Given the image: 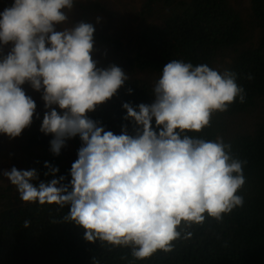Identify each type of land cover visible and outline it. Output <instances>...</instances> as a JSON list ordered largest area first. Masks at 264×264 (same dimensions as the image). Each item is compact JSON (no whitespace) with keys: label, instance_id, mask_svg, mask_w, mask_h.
<instances>
[{"label":"clouds","instance_id":"clouds-1","mask_svg":"<svg viewBox=\"0 0 264 264\" xmlns=\"http://www.w3.org/2000/svg\"><path fill=\"white\" fill-rule=\"evenodd\" d=\"M74 4L12 0L0 11V134L19 137L39 118L23 87L28 84L41 94L45 111L39 131L51 134L52 155L79 137L71 178L57 176L59 167L48 161L43 175L51 179H41L36 168L15 166L0 170V177L27 204L67 207L62 221L83 229L90 243L128 247L136 260L157 249L170 251L182 222L201 223L205 213L221 220L243 206L239 190L246 161L233 157L231 145L220 137L206 140L189 133L209 126L213 112L245 103L246 91L233 70L171 59L153 82L151 103L121 104L132 133L127 125H121L120 134L105 130L88 113L130 78L114 63L99 66L92 55L94 24L69 23ZM30 224L25 220L23 227Z\"/></svg>","mask_w":264,"mask_h":264},{"label":"trees","instance_id":"trees-1","mask_svg":"<svg viewBox=\"0 0 264 264\" xmlns=\"http://www.w3.org/2000/svg\"><path fill=\"white\" fill-rule=\"evenodd\" d=\"M128 2L138 21L125 35L104 30L96 22V17L102 19L109 11L105 0H75L69 13V23L83 20L94 24L92 55L99 56V66L114 63L130 78L114 97L88 115L100 120L105 130L120 134L121 125H127L131 134L133 126L123 120L126 110L121 104L151 103L153 82L167 61L183 59L235 71L237 83L246 91V102L213 112L209 126L189 135L206 140L220 137L231 145L233 157L246 161L245 183L239 190L243 206L222 214L221 220L205 213L201 223L182 222L177 229L181 235L171 242L170 251L157 249L136 260L128 247L86 241L83 229L62 221L67 207L27 204L0 177V264H264V0H125ZM11 3L0 0V11ZM248 73L251 80L246 78ZM128 88L133 90L131 94ZM24 89L35 100L40 116L19 137L10 140L0 134V141L5 139L0 146L7 143L11 153L19 143L24 144L10 168H36L41 179H51L43 175L48 161L59 167L57 176L70 180L79 137L67 140L60 154L53 156L51 134L39 131L45 111L41 94L31 87ZM25 220L31 221L28 228L23 227Z\"/></svg>","mask_w":264,"mask_h":264},{"label":"rangeland","instance_id":"rangeland-1","mask_svg":"<svg viewBox=\"0 0 264 264\" xmlns=\"http://www.w3.org/2000/svg\"><path fill=\"white\" fill-rule=\"evenodd\" d=\"M2 1V0H1ZM109 11L105 13V15L100 20V24L104 27V30L111 31L112 29L118 31L125 35L129 30L133 29L137 24V18L135 17L134 13L129 11L130 9V2L125 4V0L123 2H117L116 0H105ZM7 51V47H5ZM99 56H94V59H98ZM26 89L30 88L29 85H25ZM5 139L2 137L0 142H4ZM24 147L23 143H19L15 153H11L9 151L8 144L6 143L5 146H0V148L4 151H9L8 154L4 155L0 151V165L4 169H9L11 166V160L13 161L20 155V151Z\"/></svg>","mask_w":264,"mask_h":264}]
</instances>
